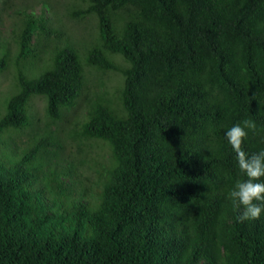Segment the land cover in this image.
<instances>
[{"label":"trees","instance_id":"obj_1","mask_svg":"<svg viewBox=\"0 0 264 264\" xmlns=\"http://www.w3.org/2000/svg\"><path fill=\"white\" fill-rule=\"evenodd\" d=\"M43 5L18 7L0 35V74L16 72L0 117V264H264V213L239 221L228 193L247 177L225 138L252 120L243 149H264V0Z\"/></svg>","mask_w":264,"mask_h":264},{"label":"clouds","instance_id":"obj_2","mask_svg":"<svg viewBox=\"0 0 264 264\" xmlns=\"http://www.w3.org/2000/svg\"><path fill=\"white\" fill-rule=\"evenodd\" d=\"M255 127L254 121L244 120L225 132V138L236 154L239 169L247 177L238 180L228 193L233 205L240 209L238 219L241 223L257 220L264 213V181L261 180L264 178V149L251 155L243 149L247 130L255 131Z\"/></svg>","mask_w":264,"mask_h":264},{"label":"rangeland","instance_id":"obj_3","mask_svg":"<svg viewBox=\"0 0 264 264\" xmlns=\"http://www.w3.org/2000/svg\"><path fill=\"white\" fill-rule=\"evenodd\" d=\"M12 2H14V5H16V8L13 9H4L0 6V10H1V25H0V35L2 36V38L5 39H10L11 38V32L14 28V24L13 23H18V17H16L14 11L18 10V7H20V9L28 7V11L30 10H34L35 13L37 14H41L43 10H46L45 5H43V1L48 2L49 3H58L60 0H11ZM64 1V0H63ZM1 2V1H0ZM32 5V6H31ZM52 7V6H51ZM13 12V13H12ZM53 25L56 28L57 24L55 23V21H53ZM88 31H90V35H89V40L91 42H94L92 47L95 45V43L97 42V36H98V29L92 28L89 29ZM92 72V74H95L96 76H92L90 78V83L88 84V86L90 87V93H87L88 91L86 90L84 92V94H88V96L93 93V92H99L101 88H99V81L97 77H100V75L102 73H96L94 71H90ZM16 72L12 69V68H7L5 70H3V72L0 74V117L4 116L6 114V108H5V100L2 101V96L3 95H9L12 92V88L15 89V76ZM117 76H115V80H117ZM112 85H114L112 82L109 83L108 87L109 89L112 88ZM83 98V96H82ZM84 99V98H83ZM44 106H45V102L40 100V99H36L33 102V106H32V111L33 113H35L37 115L38 118H43L44 116ZM82 110H85V101H80L79 105L77 106V112L69 114L68 118L70 119V123H65L64 124V129H67L68 131H70L73 127V124L75 123L74 120L76 118H81L83 115ZM82 111V112H81ZM81 112V113H80ZM5 140H7V138L5 137ZM23 141H27L28 138L26 135H24L22 137Z\"/></svg>","mask_w":264,"mask_h":264}]
</instances>
